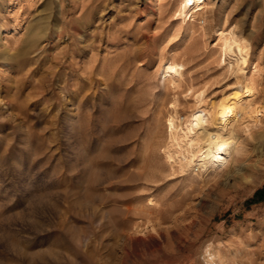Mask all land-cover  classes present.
<instances>
[{
    "label": "rangeland",
    "instance_id": "1",
    "mask_svg": "<svg viewBox=\"0 0 264 264\" xmlns=\"http://www.w3.org/2000/svg\"><path fill=\"white\" fill-rule=\"evenodd\" d=\"M101 2H25L17 30L14 1L0 0V264H208L207 250L264 264V130L229 172L172 176L161 151L175 100L185 124L189 92L211 103L236 88L211 50L225 18L264 67V0H215L194 58L189 36L175 39L179 91L159 67L176 31L157 22L161 1Z\"/></svg>",
    "mask_w": 264,
    "mask_h": 264
},
{
    "label": "bare ground",
    "instance_id": "2",
    "mask_svg": "<svg viewBox=\"0 0 264 264\" xmlns=\"http://www.w3.org/2000/svg\"><path fill=\"white\" fill-rule=\"evenodd\" d=\"M12 1H14L13 19L16 21L15 24L17 30H20L22 28V21L24 20L21 15L24 3L28 2V4L30 3L29 7H32L35 0ZM159 1L161 2L158 3V13H154L155 15L158 14L157 18H159V21L157 22L163 23L167 21L166 24H168L170 30L175 31L176 28L172 40H169L172 43L170 42L168 45L163 44V46L160 47L159 55L161 58L159 67L162 73L165 74L164 83L166 89L168 88L173 91H179L186 83L184 76L187 65L183 62L182 57L185 59L187 55H182L184 53L192 55L197 50L199 51V47H196L197 43L201 39L204 40L205 37L210 35V24L212 20L214 21L217 5L215 0ZM163 1H166V3L163 4ZM102 5L103 2L98 0L99 8H102ZM166 6L168 9L170 8L169 11L171 12H169L170 17H168V20H165L167 14L165 15V12L163 11V8H166ZM222 22L223 21H221V23ZM150 23L151 21L147 19L148 25L146 24V26H149ZM231 23L230 18L228 17L225 18V22L221 27H215L213 32L215 37H217V41L211 50H213V54L218 55V67L223 70L224 74H226L228 79L226 83L228 84L229 81H234L236 88L231 94H226V92L222 98L219 100H216V98V101L211 103L206 101V89L199 91L197 94L194 92L195 95L191 94L193 92H189V94L184 96L183 99L186 97L188 98L189 96H194V100L193 98L192 100L195 101L193 102L195 103V107L193 113L190 111L192 115L188 116V119L185 118L187 119V122L184 119L185 124L180 122V116L177 112V100L174 98V105L172 104L173 106L171 107L173 112L171 110L172 113L169 115L168 120L166 119L167 122L165 121L168 130V140L164 149L162 148L163 150H161L163 151L164 159L172 172V176H176L177 172L178 174H181V176L188 175L190 171H196L195 169H197V172L201 173H207L209 170H212V173H217V171L223 169L229 172L240 160L243 159V157L247 155V153H249L248 142L253 139L254 131L258 130V132H260L264 130V103L262 104L263 107L259 106V101L262 100L261 95L264 94V67L260 62H252L251 47L245 39L243 30L239 29L240 26L237 27ZM175 24H178V26L176 25L177 27H175ZM141 26L142 25L138 27L141 29L143 28ZM113 27L115 28V25L111 24L110 28ZM6 30V28H0V40H3L1 35L5 33ZM120 32L121 34L122 32L125 34L130 33L129 29L128 31ZM182 32H185L187 36H189L190 46L185 49L186 51L184 53L179 54L177 52L178 48L175 46V39H177L176 41H179L180 39L178 38ZM8 41L4 42L6 46L9 44ZM191 57L194 58L193 55ZM229 86L230 85L227 86V90L231 89ZM261 138L262 141L260 144L264 146V133ZM258 146L260 147V145ZM195 176L197 178L196 174ZM202 179L203 178H201V180ZM152 205L153 204H151V206ZM148 232L153 234L156 230L151 227ZM204 254L205 260L208 264L224 263L223 257L219 251L207 250Z\"/></svg>",
    "mask_w": 264,
    "mask_h": 264
}]
</instances>
